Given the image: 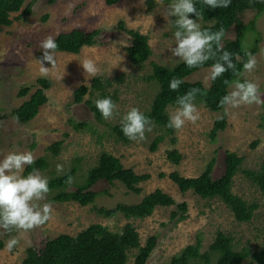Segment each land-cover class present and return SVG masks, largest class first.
Returning <instances> with one entry per match:
<instances>
[{"label": "rangeland", "instance_id": "rangeland-1", "mask_svg": "<svg viewBox=\"0 0 264 264\" xmlns=\"http://www.w3.org/2000/svg\"><path fill=\"white\" fill-rule=\"evenodd\" d=\"M148 1L119 0L107 5L105 0H24L17 12L10 13L12 23L0 26V159L10 151H31L36 159L45 156L47 168L39 172L49 178L59 175L57 164H63L66 169L77 165L67 191H73L83 182L88 169L97 164L102 151L118 157L124 168H131L137 174L150 175L148 180L139 183L140 194L128 191L118 181L112 184L100 181L93 186L98 196L86 206L72 201L54 202L49 193L44 202H50L54 211L52 219L45 225L29 232L0 231L3 241L0 264H20L27 248L40 249L47 239L62 233L75 235L93 223L105 225L114 232H120L126 223H132L141 245L149 236L156 235L157 245L145 264H170L171 257L193 243L197 233L202 236V252L208 249L217 231L233 238L235 250L247 248L255 251L264 246V197L242 172L244 169L257 170L264 161V105H243L235 109L224 106L221 111H213L195 101L200 119L195 124L186 123L182 129L174 130L173 134H168L163 126L155 124L153 130L145 134L143 141L122 143L109 134L110 125L119 123L120 117L130 108L137 107L140 111L149 108L157 92L155 83L146 80L147 75L152 73L153 63L173 68L181 62L170 52L175 46L174 31L164 19V7L160 0H152L151 6ZM169 3L171 0H163L164 5ZM28 6L30 12L25 14ZM252 19L255 31L246 33L243 44L249 50L255 37H259L257 52L253 54L258 63L254 72L242 73L237 79L258 83L264 93V11L259 15L252 10L242 14L244 23ZM124 28L138 30L149 38L152 54L142 70L134 69L127 59L125 49L131 37ZM73 29L98 31L96 43L83 47L78 54L56 51L55 67L45 64L49 71L47 75L42 74L38 62L43 51L41 42L48 35L56 38L60 33ZM85 59L96 62L101 70L97 76L101 77L103 83L106 79L110 80L107 90L116 94L115 103L119 112L114 119H104L103 122L96 120L85 103L90 98L89 94L84 96L81 103L73 100L74 90L80 85L89 86L93 78L80 65ZM121 69H127V72ZM210 71L209 68L201 69L190 75L189 79L208 80ZM39 78L48 79L51 83L49 88L44 89L47 101L39 107L33 119L22 123L14 118L12 112L40 88L37 82ZM22 86L31 88L26 95L19 96ZM231 89L232 83L227 93ZM175 108L168 106V114L171 115ZM223 115L226 125L216 132L213 140L210 131L215 120ZM70 119L87 125L76 130L70 124ZM158 134H163L164 140L156 151H150V143ZM55 141H61V146L59 153L53 156L48 147ZM172 149H177L182 156L178 164L166 158V152ZM227 153H235L243 158L233 178L232 192L249 204H257L252 218L247 222L237 221L229 208L217 198L204 199L191 190L180 192L169 177L170 173L176 171L183 176H199L213 159L211 176L219 178L225 171ZM155 189L172 196L176 204L156 207L152 215L145 218L127 219L121 213L107 218L97 212L99 208L111 209L118 203H138L143 195ZM182 202L187 204V211L186 218L180 220L182 212L178 204ZM12 237L20 243L10 253L6 243ZM136 253V249L128 252L126 264H134ZM241 264L255 263L246 259Z\"/></svg>", "mask_w": 264, "mask_h": 264}, {"label": "trees", "instance_id": "trees-1", "mask_svg": "<svg viewBox=\"0 0 264 264\" xmlns=\"http://www.w3.org/2000/svg\"><path fill=\"white\" fill-rule=\"evenodd\" d=\"M107 5H113L119 0H105ZM24 0H0V26H9L12 23L10 13L17 12L22 6ZM149 6L152 0L148 1ZM198 10L203 13V19L199 22L202 28L210 31H217L220 27L225 29V37L222 40L223 49L233 54V61L237 64V69L242 70V63L246 61L245 52L253 54L257 52L259 37H255L249 50L244 47V38L246 33L255 31L254 19L248 23L242 21V14L247 10L256 11L259 15L264 11V0H232L228 8L211 9L203 5L202 0H195ZM28 6L24 13L28 14ZM194 18V17H192ZM175 19V18H174ZM173 19V20H174ZM173 31L175 28L171 25ZM124 30L130 35V44L126 47V56L131 66L136 70H142L144 63L152 54L148 43V36L138 30ZM229 31H235L233 37L227 36ZM98 31L86 32L83 29H73L68 32L60 33L56 37L58 48L56 51L78 54L83 47L92 46L96 43ZM214 61H208L205 67H211ZM200 66V67H202ZM188 68L183 61L179 62L173 68H167L163 65L153 63L152 73L147 75V81H153L157 86L155 93L148 109L143 110L153 124L165 128L168 134H173L174 129L167 127L169 114L168 106H176L175 101L178 95L184 94L192 88L201 90V95L196 97V101L206 108L213 111H221L223 107L219 106L220 99L227 94L228 86L238 77L234 76L232 71L226 72L222 77L207 82L201 80L190 82L185 79L193 71L199 69ZM173 77L183 80L178 92L170 91L168 88L169 81ZM227 80L226 84L224 81ZM37 82L40 88H37L29 97L23 101L13 112L14 118L20 122H28L33 119L39 107L47 101L44 89L49 88L50 81L45 78H39ZM110 86V80L106 79L105 83L100 76L93 77L89 86L80 85L73 92V100L76 103L82 102L84 96L89 94L90 98L85 100L89 109L92 111L96 120L102 121L100 112L96 109L94 101L96 99L111 97L115 102L117 96L111 93L107 88ZM30 86H22L18 92L19 96H24L29 92ZM264 120V115H263ZM72 127L76 130L84 128L87 123L75 122L69 120ZM226 125V117L223 115L217 118L214 126L210 131V136L214 140L216 132ZM109 134L115 136L116 141L127 143L130 140L124 136L121 131V124L110 125ZM163 134H158L150 143L149 150L156 151L159 143L164 140ZM255 144V143H254ZM61 141H55L48 149L53 156L59 153ZM166 158L174 164H178L182 157L176 149L166 152ZM213 159L207 164L206 169L197 177H184L178 172L169 174L170 179L177 185L180 192L185 193L191 190L196 195L206 199L218 198L232 212L234 218L240 222H247L253 216V211L257 204L246 202L242 197L232 192L231 187L233 178L239 170L243 158L235 153H227L225 161V171L219 178H212ZM47 168V159L45 156L36 159L35 164L26 168L24 174L35 170H44ZM77 165L69 169L65 175H57L49 178V187L51 200L54 202H77L81 206L93 203L98 196V192L92 187L100 182L106 181L112 184L118 181L125 188L133 193L140 194L141 188L139 183L150 178V175L137 174L131 168H124L118 157L113 154L102 151L99 154L97 164L90 167L82 183L78 184L73 191H67L69 185L68 177L71 180L77 171ZM245 177L254 184L264 197V161L257 170L244 169L242 171ZM164 176V174H161ZM176 204L175 200L169 194L162 192L160 189L143 195L138 203L123 204L118 203L111 209L99 208L97 212L104 217L111 218L118 213L125 218H145L152 215L156 207L171 206ZM182 212L180 220L186 218L187 204L185 202L178 204ZM157 245V236H149L144 245L140 244L139 234L132 223H126L120 232L111 231L107 226L93 223L85 229L79 231L76 235L60 234L55 238L49 239L44 243L41 249L27 248L26 255L20 264H126L128 261V252L136 249L134 264H145L150 254ZM3 243L0 241V249ZM203 240L200 233L195 236V241L183 247L179 253L171 257L170 264H241L244 260L249 259L255 264H264V246L258 250L252 251L247 248L235 250L233 238L222 232L217 231L214 240L209 244L208 249L201 251Z\"/></svg>", "mask_w": 264, "mask_h": 264}, {"label": "clouds", "instance_id": "clouds-1", "mask_svg": "<svg viewBox=\"0 0 264 264\" xmlns=\"http://www.w3.org/2000/svg\"><path fill=\"white\" fill-rule=\"evenodd\" d=\"M141 2L143 3V0ZM160 3L164 7V19L175 28L173 34L175 46L170 49L171 54L183 61L188 68L200 67L210 60L214 61L211 67L202 66L192 73L209 68L211 69L209 79L215 81L230 70L237 77L241 76L242 73L250 74L255 71L258 62L256 57L249 51L245 52L247 60L240 61L242 70L237 69V64L233 61V54L223 49L222 40L226 35L223 27L215 32L202 28L198 21L203 19V13L197 9L195 0H171V3L167 5H164L163 0H160ZM202 3L211 9L228 8L232 0H202ZM170 17H175V19H169ZM228 33L227 36H230ZM40 47L43 49L41 56L38 58L40 71L42 74L47 75L49 67H45V64L51 65V67L56 65L55 53L58 44L55 36L48 35L45 37ZM80 65L90 78L99 75L101 72L92 59H85ZM121 70L127 72V69ZM192 73L185 77L187 81L194 82L189 79ZM64 75H66L65 71ZM224 82L228 83L227 80ZM182 83V79L173 77L169 81L168 88L170 91L178 92ZM201 94L200 89L192 88L184 94L178 95L175 101L176 108L169 116L167 127L180 130L188 122L195 124L200 119L195 101L196 97ZM262 97H264V93L261 92L258 83L249 79H236L232 82L231 91L220 99L219 106H229L235 109L243 105H264V98ZM94 104L105 120L114 119L119 115L118 106L111 97L96 99ZM120 124L124 136L131 141L145 140V134L151 132L154 127L153 121L137 107L130 108L120 117ZM35 161L36 156L31 151H10L0 159L1 232H29L45 225L53 217L52 204L44 202L50 193L49 177L35 169L28 172L27 175L24 174L25 169L34 165ZM56 171L59 175H65L69 169H66L63 164H57ZM68 180L71 182L70 176ZM0 241L2 240L0 239ZM19 243L18 239L12 237L6 243L7 251L11 253Z\"/></svg>", "mask_w": 264, "mask_h": 264}, {"label": "flooded vegetation", "instance_id": "flooded-vegetation-1", "mask_svg": "<svg viewBox=\"0 0 264 264\" xmlns=\"http://www.w3.org/2000/svg\"><path fill=\"white\" fill-rule=\"evenodd\" d=\"M230 32H231V34H230ZM230 34V36H233L234 34H235V31H229V33H228V35Z\"/></svg>", "mask_w": 264, "mask_h": 264}, {"label": "water", "instance_id": "water-1", "mask_svg": "<svg viewBox=\"0 0 264 264\" xmlns=\"http://www.w3.org/2000/svg\"><path fill=\"white\" fill-rule=\"evenodd\" d=\"M192 74H194V73H192ZM192 74H191V75H192Z\"/></svg>", "mask_w": 264, "mask_h": 264}]
</instances>
